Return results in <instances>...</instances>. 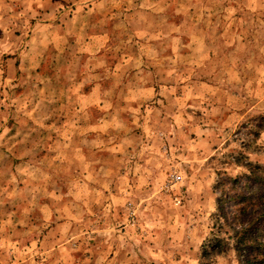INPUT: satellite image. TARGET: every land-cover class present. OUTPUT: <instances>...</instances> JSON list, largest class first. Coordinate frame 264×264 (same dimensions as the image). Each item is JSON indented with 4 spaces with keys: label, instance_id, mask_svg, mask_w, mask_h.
Here are the masks:
<instances>
[{
    "label": "rangeland",
    "instance_id": "obj_1",
    "mask_svg": "<svg viewBox=\"0 0 264 264\" xmlns=\"http://www.w3.org/2000/svg\"><path fill=\"white\" fill-rule=\"evenodd\" d=\"M97 1L0 0V264H245L264 0Z\"/></svg>",
    "mask_w": 264,
    "mask_h": 264
},
{
    "label": "trees",
    "instance_id": "obj_2",
    "mask_svg": "<svg viewBox=\"0 0 264 264\" xmlns=\"http://www.w3.org/2000/svg\"><path fill=\"white\" fill-rule=\"evenodd\" d=\"M244 176V181L233 179L229 193L234 194H224L221 199L222 204L229 200L236 202L235 213L227 216L223 212L227 216L226 232L232 238L235 252L241 253V257L242 253L246 254L245 264H264V165L251 166ZM238 185L242 186L238 188ZM225 240L219 239L218 245H226Z\"/></svg>",
    "mask_w": 264,
    "mask_h": 264
},
{
    "label": "crops",
    "instance_id": "obj_3",
    "mask_svg": "<svg viewBox=\"0 0 264 264\" xmlns=\"http://www.w3.org/2000/svg\"><path fill=\"white\" fill-rule=\"evenodd\" d=\"M107 0H98L97 1V3L96 4H98V5H102L104 2H106ZM116 1V0H115ZM132 8H133V6H132ZM129 12H132V10H130ZM104 17H106L105 15H104ZM135 91V92H134ZM133 92L134 93H137V94H139L140 93V91L138 90V89H135V90H133Z\"/></svg>",
    "mask_w": 264,
    "mask_h": 264
}]
</instances>
